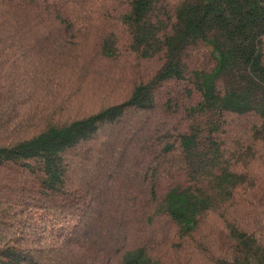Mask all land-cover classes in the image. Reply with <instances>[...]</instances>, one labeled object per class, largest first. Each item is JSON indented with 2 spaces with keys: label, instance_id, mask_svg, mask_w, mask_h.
Masks as SVG:
<instances>
[{
  "label": "trees",
  "instance_id": "16d2710c",
  "mask_svg": "<svg viewBox=\"0 0 264 264\" xmlns=\"http://www.w3.org/2000/svg\"><path fill=\"white\" fill-rule=\"evenodd\" d=\"M0 264H264V0H0Z\"/></svg>",
  "mask_w": 264,
  "mask_h": 264
},
{
  "label": "rangeland",
  "instance_id": "374dc122",
  "mask_svg": "<svg viewBox=\"0 0 264 264\" xmlns=\"http://www.w3.org/2000/svg\"><path fill=\"white\" fill-rule=\"evenodd\" d=\"M123 88H124V84H119L117 88L115 87V90L113 91V93H111V96L108 93L105 96H103V98L101 100L105 102L106 100H109V99L115 100V99L119 98L121 96V92H122ZM95 105H97L96 101H93L92 99H90L89 101L84 103L82 105V107L83 108H88V107L91 108V107H94Z\"/></svg>",
  "mask_w": 264,
  "mask_h": 264
}]
</instances>
